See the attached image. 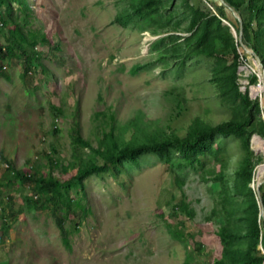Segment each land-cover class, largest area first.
<instances>
[{"label":"rangeland","instance_id":"rangeland-1","mask_svg":"<svg viewBox=\"0 0 264 264\" xmlns=\"http://www.w3.org/2000/svg\"><path fill=\"white\" fill-rule=\"evenodd\" d=\"M231 1L235 26L205 0H0V264H264L263 0ZM230 121L192 157L107 163Z\"/></svg>","mask_w":264,"mask_h":264},{"label":"trees","instance_id":"trees-1","mask_svg":"<svg viewBox=\"0 0 264 264\" xmlns=\"http://www.w3.org/2000/svg\"><path fill=\"white\" fill-rule=\"evenodd\" d=\"M210 4H214L216 5L218 8H222L223 10L226 11V19L229 23H231L233 26H235L236 24V20L232 14V12L227 8L224 7L223 4L219 1V0H205ZM224 3H226L228 6L233 7V3L231 0H223ZM263 8H264V0H263ZM208 26V21L205 23V28ZM238 32V29H236ZM18 37L20 39H18ZM18 37L16 36V34L14 35L15 40H17L18 43H22V42H29L31 44V46H35L36 45V35L32 32H28V33H24L19 31L18 32ZM41 41H45V38L42 36L41 37ZM3 54L0 52V72H1V62L3 60ZM261 63L264 67V59H261ZM1 74V73H0ZM233 86V84H232ZM233 88L235 89V86H233ZM255 89H257V93H258V85L254 87ZM253 87H251L249 89V91L252 89H254ZM251 93V91H250ZM257 104V103H256ZM258 106V104H257ZM257 106L254 107L255 112L257 110ZM245 123H247V119L243 120ZM241 132V125L237 122H226L224 124H220L219 126H217L216 128H212V129H204V130H200L199 132L193 134L192 137H190L188 140H169V141H163L161 143H156V144H151V145H142V146H138L135 148H126L123 150L118 151L115 154H109L107 156V163H110L109 165H116L119 162L126 160V159H132L135 158L137 155L141 154V153H153V154H160L162 152L168 151L169 148L172 149H176L179 150L181 152H184L186 155H188L189 157H192L194 153H197L198 151H200V149L202 147H204V141H207L208 139H210L214 134L217 135H222V134H235V133H239ZM261 137L264 138V129L262 132H260ZM76 143L81 142L80 138L77 137L75 139ZM247 148V146H246ZM107 168V164H105L102 167H97V166H92L89 169L90 171H95V170H105ZM251 172H252V168L248 167V163H246L243 168L241 169V175L243 176L244 182L246 184L250 183V179H251ZM17 176L23 180V181H31L32 179H30V176H26V175H22L21 173L17 174ZM84 177V175L81 176H77L75 178V180L80 181L82 180ZM37 182L36 184V189L42 193V195L46 198V199H60L62 198V195L60 193V188L61 186L63 187L64 185L60 184L57 180L55 179H51V178H38L35 180ZM39 194V193H38ZM260 200H261V204L260 207L262 206L263 210H264V187H263V191L260 194ZM26 202L29 204V207H36L35 202H33L31 200V198H27ZM57 226L60 230V233L64 235V230H63V226H62V222L60 221V219L56 220ZM254 232H255V238L257 239V235H258V227H257V223L255 221L254 223ZM221 236L225 242V255H228V253L226 252V248L228 246V243L226 242V238L229 236V232L226 229H223L221 231ZM257 261V264H261L262 262V258L255 260ZM217 264H223L222 261H217Z\"/></svg>","mask_w":264,"mask_h":264},{"label":"bare ground","instance_id":"bare-ground-1","mask_svg":"<svg viewBox=\"0 0 264 264\" xmlns=\"http://www.w3.org/2000/svg\"><path fill=\"white\" fill-rule=\"evenodd\" d=\"M247 53H249L250 54V52L249 51H247ZM251 55V54H250ZM245 68V67H244ZM249 71V70H248ZM249 76V75H248ZM262 76V75H261ZM262 79V83H263V86H264V82H263V78H261ZM255 140V143H256V145H257V147L259 148V149H261V151L262 152H264V144L262 143L261 144V140L260 139H258V138H255L254 139ZM255 145V144H254ZM257 149V148H256ZM258 174L260 175L261 173H263L264 172V166H260L259 168H258ZM257 173V172H256ZM264 175V174H263ZM257 177V176H256Z\"/></svg>","mask_w":264,"mask_h":264},{"label":"water","instance_id":"water-1","mask_svg":"<svg viewBox=\"0 0 264 264\" xmlns=\"http://www.w3.org/2000/svg\"><path fill=\"white\" fill-rule=\"evenodd\" d=\"M222 4L224 3L223 2V0H219ZM229 10H231L230 8H228ZM234 15V14H233ZM235 16V15H234ZM239 23H240V21H239ZM240 29H241V26H240ZM240 35H241V33H240V30H239V38H240ZM241 39V38H240ZM249 51V50H248ZM250 53H252L251 51H249ZM254 57H256L255 55H254ZM259 60V59H258ZM260 61V60H259ZM261 64V63H260ZM257 193H258V189H257ZM260 199V198H259ZM259 202H260V204H261V200H259ZM261 215H264V210H263V208H262V206H261ZM264 217V216H263Z\"/></svg>","mask_w":264,"mask_h":264}]
</instances>
